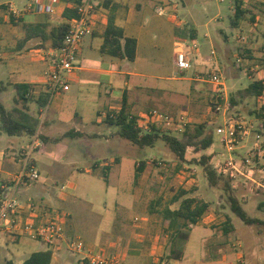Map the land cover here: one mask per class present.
Returning <instances> with one entry per match:
<instances>
[{"label": "rangeland", "instance_id": "rangeland-1", "mask_svg": "<svg viewBox=\"0 0 264 264\" xmlns=\"http://www.w3.org/2000/svg\"><path fill=\"white\" fill-rule=\"evenodd\" d=\"M35 1L11 0L13 7L22 14H25ZM151 2L156 6L174 2L177 4L175 10L177 16L173 18L172 12L159 16L153 6L148 4L149 6L141 13L144 27L139 40L138 55L134 61H122L103 55L104 61L100 62L99 52L93 50L88 52L86 36L83 37L85 44L78 62L87 64L90 58L94 61L91 65L93 67L136 74L129 76L131 87L128 89L133 90L125 95L123 106L125 114L134 117L152 108L172 116L184 113L186 126L191 133L199 124H205L204 132L198 138L211 130L213 137L211 146L198 154L194 152L193 147H188L185 159L181 160L165 143L162 134L169 133L181 138L183 131L160 129V136L153 145L144 147H139L117 135L119 125L109 123L107 120L110 113L117 112V109L108 103V96L105 93L111 90L108 83L110 75L105 73L91 75L93 81L89 82L88 92L84 90L83 94H79L76 85H73L67 97L62 99L58 97V94H62L61 91L52 94L43 118L38 116L40 110L36 108L33 98L26 104L27 110H31L32 115L37 118V130L45 133L48 128L44 124L46 120L51 123L59 120L57 122L59 127H70L75 123L82 131L88 132V135L81 138L69 136L65 140L67 146H58L59 149L55 143H46L44 147L41 145L37 148L32 153V158L36 162L39 176L33 185L21 190L19 197L24 200L22 196L27 195L46 206L39 195L49 189L54 195L75 199V202H64L57 208L54 207V210L61 214L59 218L63 221L64 209H69L77 220L75 235L80 236L83 244L93 252L103 253L101 250H104L107 258L116 256L119 264L124 263L116 254L117 251L109 247L118 237L121 238L122 246L125 243L126 246L138 250V255L128 264H167L168 261L169 264H264V227L257 229L253 225H246L234 215L228 199L229 194L223 183L225 178H220L216 184L211 185L203 167L198 163H189L197 160L199 154L209 155L215 159H224V155H228L220 136L215 132V126L222 123L223 113L226 117L245 119L253 127H260L259 119L252 112L262 104L264 106V90L263 97L259 100L248 93L241 96L237 91L259 78H264L263 73L262 77L258 74L264 69V51H261L260 45L256 43V48L249 55L244 51L242 43L236 42L238 33L230 25L233 0H151ZM137 18H141L140 13ZM179 19L187 23L178 24ZM15 21L8 20L5 24L3 17H0V84L5 87V90L0 92V101L6 108L16 104L13 100L14 81L40 78L43 80L44 72L49 66V62L44 63L39 55L29 54L30 50L21 60L15 61L10 58L11 53L8 49L10 51L13 49H7V42L12 36L8 25L17 24L19 31L21 30L20 18ZM205 32L209 37H204ZM192 35L198 44L197 50L207 46L208 40L214 41V51L205 50L209 52L208 56H214L215 61L205 63L201 55L196 53L197 50L189 48ZM40 41L38 35L32 39L29 44L32 53L43 45ZM178 41L187 45L186 50L192 59V66L184 72L183 78L172 79L170 77L175 69L174 51L178 47ZM237 58H243L242 63L238 62ZM201 63L206 67H202ZM214 70L221 75L224 87L223 98L219 99L221 108L218 113L212 109L216 86L206 80L193 79L198 73L203 74L206 79V74ZM136 86H142L143 89L157 86L162 90H153L150 97H147L148 90L140 92L134 89ZM231 96L234 104L230 102ZM58 101L62 104L60 115L53 111L54 104ZM74 112H77V117ZM42 119L44 122H41ZM41 132L38 136L42 143L47 136ZM90 133L100 135L91 137ZM105 136L109 141L105 140ZM18 139L21 143L27 144L30 137L22 136ZM7 140V135L0 133V150L6 145ZM113 155H118V163L115 159L112 160ZM237 155L241 157L240 153ZM141 162L142 169L135 176L136 165ZM260 162L256 161V168L261 167ZM254 175L259 178L261 173L257 172ZM245 181L243 177L238 176L231 182L233 193L250 216L264 219V189ZM189 197L208 202L207 211L198 219L199 224L207 229L194 226L192 235L200 234L199 232L203 235L210 234L212 243L209 247H200L196 236L193 235L187 255L172 260L175 258L168 254L172 233L167 227L168 222L163 218L162 211L168 204L172 208H177ZM83 210L88 211L87 227L90 233L98 237L95 240L87 239L81 225L80 212ZM227 217L231 227L225 231ZM185 229L187 227L181 230ZM105 231L107 232L104 233ZM136 233L142 234L141 237H137L140 238L139 241H133L135 238L133 235ZM13 236L0 231V264H21L31 252L43 244L41 240L31 235H15L17 240H14ZM228 251L236 255V258L225 259L217 256ZM60 253L64 256L61 264H77L79 262L77 259L82 256L69 252L65 247ZM240 254L243 263L238 261ZM219 259L221 262H216ZM83 262L88 264L87 259H83Z\"/></svg>", "mask_w": 264, "mask_h": 264}, {"label": "crops", "instance_id": "crops-1", "mask_svg": "<svg viewBox=\"0 0 264 264\" xmlns=\"http://www.w3.org/2000/svg\"><path fill=\"white\" fill-rule=\"evenodd\" d=\"M241 1H242V8L244 10H247V12H250V14H253V19L250 21L249 20L250 14L247 13L245 16H243V18H241L238 21L236 26H232L231 21H230V25L232 28H234L236 30V33H238L240 35L243 34L242 40H238L236 38V42L242 43V45L244 47L243 48L244 51L246 52V54H249V55H251L253 52V49L256 48V43H258V45H260V47H261L260 50L264 51V0H241ZM48 2H50L53 6V11L51 13H38V12L26 10V13L22 14V12L16 10L13 7V3L11 2V0H0V17L1 18L3 17L5 24L8 22V20L16 22L15 20L17 18H20V26H21L20 31L18 29L17 24L14 26L8 25V28L10 29L12 36H11L10 40L7 42V49L8 48H11V50L13 49V51H10L8 49L9 53H11L10 58H13L15 61L21 60L30 50L29 54L39 55V57L42 58L44 63L50 62V57H51L50 54L52 53V50L56 47H53L51 45L49 33H50L51 29L53 27L57 26L58 24L64 23V22L67 23L68 19L62 17V11H63L64 7L67 5V0H48ZM148 4L153 6V9L155 11L156 5L153 4L151 2V0H97V6L95 7V14H94V18H93L91 33L86 35V36H88V42H86V45L88 47V52L91 50L99 52V54H100L99 61L100 62L104 61V58H102L103 55L111 56L113 58L120 59L122 61H125V60L126 61H134L138 55L139 40L141 37L142 28L144 27V24H143L144 18L142 17L141 13H143L142 11L144 9H146V7L149 6ZM168 4L169 5L166 7V14L168 12L173 13V11L176 10L177 4H175L174 2H168ZM233 4H234V0H233L232 5H231L232 15H233V6H234ZM139 13L141 15V18L138 19L137 17H139ZM110 16L113 17L114 24L122 29V33H123L124 37L135 38L136 50H135V56H134L133 60H127L126 58L121 57V56H112V55H109V54L102 52L100 50L101 45L104 42V32H105V28L107 26L108 19ZM159 16H164V15H159ZM177 19H175V20H177ZM145 21H146V19H145ZM177 23L185 25L187 22L182 20V19H179ZM30 29H34V30L36 29L35 34H37L38 38L41 40L40 43H43L42 46H39L40 49L38 51H35V53H34V51L32 53V51L29 47V44L33 38H37V35H33V34L30 35ZM192 30H194L196 32V30L193 27H192ZM43 33L48 37L42 38L41 34H43ZM86 36H84V37H86ZM194 37L192 35V38H191L192 41L191 42L196 43ZM204 37H209L207 32L204 33ZM261 37H262V40H260ZM255 39L257 41H255ZM120 41H121V43H123V39H120ZM84 44H85V38H83L81 43H80L79 52H82V50L84 49ZM197 47H198V44H197ZM205 49H209L210 51L211 50L214 51V49H215L214 41L208 40L207 46L203 47L202 50L196 49L197 50L196 53L198 52V54L201 55V59L205 63H208L210 61H215L214 56H208L209 52H206ZM201 51H202V53H201ZM79 55H80V53H79ZM173 60H174V58H173ZM93 62L94 61H92L90 58H88L87 64H82L81 61H79L76 70L74 71V73L72 74V76L69 80V89L67 91L62 92V94H58L59 95L58 97H60L61 99L64 97H67L69 95V91L71 90L73 85H76L77 90L79 91V94H83L84 90L88 92L90 90L89 89V87H90L89 82L93 81L91 79V75H100V74L105 73V74L110 75L108 83L111 85V90H109L108 92L105 91V93L108 96V98H107L109 101L108 103L110 104V106H114L115 109H117L116 113H119L120 110L124 106V98H125L126 93L128 91L133 90L132 88L128 89V87H131V86H129V76L130 75H136V74H132L131 72H128V71L110 69V68H105V67H93V66H91L92 64H94ZM208 64H210V63H208ZM204 65H202V63H201V66L205 68L206 65L205 66ZM262 73L264 74V69H262L258 72V74H260L261 77H262ZM170 78H172V77H170ZM172 79H174V78H172ZM20 80L14 81V83H23L24 82V83L34 84V87L36 88V90L39 88L41 89V82L43 81L42 78L37 79V80L31 79V80H27V81L26 80L20 81ZM14 83H12V84H14ZM134 89H138V91H140V92L142 90H145V91L148 90L149 94L146 95L147 97H150V94H151V92H153V90H155V91L162 90L161 88H159L157 86H155V87L151 86V87H147L145 89H143L142 86H136V88H134ZM4 90H5V87L2 84H0V92L4 91ZM114 91H116L117 93H113ZM98 97H100V94ZM21 105H22L21 102L15 104L16 107L23 108V107H21ZM54 106H55V110H53V111H55L58 115H60L61 108H62L61 101H58L57 103H55ZM12 107H14V105L11 106V108ZM11 108H7V109H11ZM40 109L41 108H39V110ZM28 112L30 114H32L31 110ZM74 114L77 117V112H74ZM38 115H39V112H38ZM43 120L41 122H44ZM259 121H261V120L259 119ZM57 122L55 121V122L51 123V122H49V120H46L44 122V124L47 125L48 128L45 131V133L37 130V128H36L35 131H38L39 134L41 132L47 136V137H45L46 138L45 140H42L43 147L45 146L46 143H55V145L59 149L60 147H58V146H61V145L65 146V147L67 146L65 144V142H66L65 140L69 136L81 138L84 135H88V132L86 133V132L82 131V129H80L79 126L75 125V123L71 124L70 127H59V124H57ZM60 123H62V121H60ZM109 123H113V122H109ZM51 126H54V127H51ZM254 129H255V131H254ZM258 130H259L258 127H255V126L253 127V130H252L250 136L247 137L243 142H241L238 145L237 153H240L242 156V155L246 154L247 151L253 146L254 132H259L262 135H264L261 131H258ZM0 133H4L1 128H0ZM116 133H117V135H119L118 132H116ZM4 134H6V133H4ZM6 135L8 137V140L6 141V145L0 150V179H2V177H4L6 172L14 171L15 169H17L18 163H17V159H16L17 158L16 154L25 145V143H21L20 139H18V138H20L22 136L30 137L32 134L28 135L26 133H21L19 135H8V134H6ZM63 135H65V136H63ZM97 135H100V134H98V133H90L89 134V136H91V137L97 136ZM113 135H115V134H110V136H113ZM251 136L253 139H251ZM108 139L109 138H107V136H105V140L109 141ZM262 144L264 146V141L262 142ZM14 150H17V152H14ZM263 154H264V152H263ZM255 158H257V157H254V159ZM113 159H115V161H117V163L119 162L118 155H113L112 160ZM257 159L259 161H261V158H257ZM112 160H110V162ZM211 160L213 161V160H215V158H213L211 156ZM22 198H24V200L33 199V197H30L27 195L22 196ZM39 198H41L43 200L44 204H46V206L48 208H51V209H54V207L57 208V206L59 204L61 205V203H64V202L69 203V202H75L76 201L73 198H68V196L54 195V193L49 189L42 192L39 195ZM86 203H88V202H86ZM167 207H169L170 209H175V208H172L171 205H169V204ZM92 209H91V211H92ZM64 211L65 212L62 215L64 216L63 226H64L65 236L66 237H68V236L80 237L79 235H75L76 227H77V220L75 218L76 216H74L69 209H64ZM83 211L80 212L81 225L83 226L84 231L86 232L85 234L87 235V239L89 238L90 240H95V238L97 239L98 237L93 235V233H90V231H88V227H87L88 211H86V210H83ZM194 226L203 227L202 225L199 224V221H197L196 224H194V225L190 224L188 226V237H187V240L185 241V243L183 244V247H182L181 252H180V257L177 259H181L187 255L188 245H189L190 239L193 235L196 236L195 239L197 240V243H198V245H200V247H204V246L209 247V244L212 243L210 240L211 239L210 234L203 235L201 232H199L200 234L197 233V234L192 235ZM203 228H205V227H203ZM205 229H207V228H205ZM106 232L107 231H105L104 233H106ZM133 236L135 237V238H133L134 239L133 241H139L140 238H137V237H141L142 234L136 233ZM165 236H167V234H165ZM13 239L17 240V238H15V235L13 236ZM163 244H166V243H163ZM63 247H65V249L68 250L69 252L76 253V252L71 251L68 248V246L66 245V243L62 241L55 248L50 249L52 251V258H51L50 264H61L62 258L64 256L60 252H61V249ZM109 247L113 248L117 251L116 254L119 256L121 262H123L124 264H128L130 261L133 260V258H135L138 255V250H136L134 247L130 248L128 245L126 246L125 243L122 246L121 245V238H119V237L116 239L115 243L111 242ZM46 249H48V248L44 244H42L36 251L46 250ZM101 251L105 255V251L104 250H101ZM33 252H35V251H33ZM217 256L225 258V259L226 258H236V255H234L230 251L223 253V255H221V256L218 254ZM24 260L22 261L21 264H23ZM77 260L79 261V262H77V264H87V263L83 262L82 256H79V258ZM172 260H176V258L172 259ZM220 260L221 259L216 260V262H221ZM171 263H172V261H171ZM167 264H169V261Z\"/></svg>", "mask_w": 264, "mask_h": 264}, {"label": "built area", "instance_id": "built-area-1", "mask_svg": "<svg viewBox=\"0 0 264 264\" xmlns=\"http://www.w3.org/2000/svg\"><path fill=\"white\" fill-rule=\"evenodd\" d=\"M168 5L166 3L155 6V12L158 15H165ZM96 6L97 0H82L76 8V15L67 22L61 44L52 50L49 66L44 72L41 89L39 88L50 96L58 91L64 92L69 89V80L78 65L80 43L84 36L91 33ZM27 11L51 13L53 6L48 0H36ZM175 15L174 10L172 16L175 18ZM242 38V35H237L238 40ZM177 45L173 60L175 69L171 77L183 78L184 72L192 66V59L186 50L185 43L178 41ZM188 46L191 50L197 48L195 42H191ZM242 59L237 58V61L242 63ZM206 76L207 78L204 79L203 74L198 73L194 79L206 80L216 86L212 108L214 107L215 112L218 113L221 108L219 99L224 95L222 77L216 70L209 71ZM46 108L47 105L40 109L39 117H44ZM185 117L184 113L172 116L152 108L140 112L135 122L145 132H150L153 128L183 131L187 125ZM252 130L253 125L246 120L234 116L226 117L223 113L222 123L215 126V132L220 136V141L228 155H224V159L213 160V168L217 175L231 182L239 176L250 181L255 187L264 189V146L262 144L264 135L254 132L253 146L241 157L237 155L238 145L250 136ZM38 134V131H35L30 136L29 142L16 154L17 169L6 172L0 179V231L9 235H31L41 240L48 249L55 248L63 241L71 251L81 254L82 259H87L89 264H119L116 256L107 258L103 253L88 249L80 237H66L58 211L39 204L34 199L22 200L19 197L21 190L33 185L39 176L37 165L32 158V153L42 145ZM254 157L261 158L260 168L255 167L258 159ZM257 172L261 173L259 178L254 175ZM238 261L244 262L242 254L239 255Z\"/></svg>", "mask_w": 264, "mask_h": 264}, {"label": "trees", "instance_id": "trees-1", "mask_svg": "<svg viewBox=\"0 0 264 264\" xmlns=\"http://www.w3.org/2000/svg\"><path fill=\"white\" fill-rule=\"evenodd\" d=\"M82 0H67V5L62 11V17L68 20L76 15V8ZM233 15L231 18V25L236 26L238 21L243 18L247 13V10L242 8L241 0H234ZM253 19V14H250L249 20ZM67 29V23H60L53 27L49 33L51 45L58 47L61 44L62 37ZM36 30V29H35ZM34 29H30V35L35 34ZM42 38H46L44 33L41 34ZM120 39H123L121 43ZM100 50L112 56H121L127 60H133L136 50V40L133 37H124L122 29L114 24L113 17H109L107 26L104 32V42L101 45ZM264 61V58H263ZM13 88L15 90L14 102L17 104L21 102L23 108L12 107L7 109L0 101V128L8 135H19L26 133L31 135L36 130L37 118L28 112L26 104L33 98V102L36 108L45 107L50 99V94L34 87V84L30 83H14ZM264 90V78H259L256 81L251 82L247 87L239 89L237 92L239 95L254 96L256 100L261 99ZM35 95V96H34ZM233 97H230L231 104H234ZM215 112V108H212ZM258 119H260V127L258 131L264 134V106L263 104L259 108H255L252 112ZM113 117L115 120H113ZM136 116H128L125 114L123 108L119 113L109 114L108 122H115L119 125L118 133L121 137L127 139L131 143L139 146H151L154 141L160 136V129L153 128L150 132L143 131L136 125ZM205 124H199L194 128V132L189 131L188 126L183 130L182 137L178 138L169 133L162 134V138L169 146L172 152L178 157V159L184 160L186 149L193 147L195 153H200L202 150L209 147L213 142L211 130L207 131L205 135L198 138L204 132ZM264 158V156H263ZM195 159V158H194ZM189 163L200 164L207 176V179L211 185L216 184L221 176L217 175L213 168V161L211 156L205 154H199L197 160H192ZM135 176L137 172L141 171L143 162L136 165ZM264 166V162H263ZM108 168V167H107ZM105 177V172L103 173ZM226 191L228 192V199L230 201V207L236 217H238L246 225H253L255 228L260 229L264 227V219L250 216L244 208L241 206L239 199L234 195L231 181L225 179L223 181ZM209 204L207 201L189 197L185 198L177 208L170 209L165 207L162 211L163 218L168 222L167 227L171 229V242L169 246V255L173 258H179L183 244L188 237V226L194 225L198 219L207 211ZM226 224L224 230L227 231L229 226V217L226 218ZM187 227L185 230H181ZM179 254V255H178ZM52 258V251L50 249L39 250L32 252L23 262V264H50Z\"/></svg>", "mask_w": 264, "mask_h": 264}]
</instances>
